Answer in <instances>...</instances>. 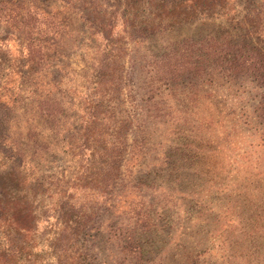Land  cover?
<instances>
[{
    "label": "trees",
    "instance_id": "1",
    "mask_svg": "<svg viewBox=\"0 0 264 264\" xmlns=\"http://www.w3.org/2000/svg\"><path fill=\"white\" fill-rule=\"evenodd\" d=\"M69 2L80 6L90 25L108 17L113 23L91 27L90 72L86 70L84 77L88 82L85 125L78 138L71 142L62 137L59 142L56 131L60 129L54 125L57 110L46 98H39L31 109L33 121L24 146L0 136V264H97L91 233L98 231L100 218L111 210L117 186L123 182V168L129 171L130 163L135 166L150 158L153 166L135 179L136 188L130 186L135 194L122 211L127 227H109L113 236H119V264H144L147 250L137 233H157L160 211L171 190L162 188L164 167L182 152L154 135L147 141L134 138L129 149V131L142 119L125 103L124 91L133 81L134 70H125L124 39L162 37L169 42L158 56L133 65L142 78L146 128L153 127L154 134L161 126L175 130L180 123L193 121L192 108L218 95L220 85H226L228 93L231 82L245 73L264 83V0ZM40 5L36 3L38 12L33 14L6 12L4 16L27 42L28 67L42 79L50 74L44 69L54 45L49 42L62 26L56 30L60 24ZM117 16L120 25L114 28ZM209 18L219 20L220 29L194 33L187 28ZM242 42H250V47ZM6 104L4 100L2 106ZM152 145L162 152L160 160L151 155L158 154L155 149L146 151ZM54 148L74 164L67 177L46 173L36 162L39 154ZM170 173L174 175L172 169ZM132 181L124 182V187Z\"/></svg>",
    "mask_w": 264,
    "mask_h": 264
},
{
    "label": "rangeland",
    "instance_id": "2",
    "mask_svg": "<svg viewBox=\"0 0 264 264\" xmlns=\"http://www.w3.org/2000/svg\"><path fill=\"white\" fill-rule=\"evenodd\" d=\"M37 2L51 11L55 23L60 24L56 30L62 26L57 37L49 42L54 45L45 58L48 67L44 69L50 74L42 79L28 67L27 42H23L18 28L4 16L6 12L12 15L38 12ZM71 3L69 0H0V136L6 135L19 146L25 142V133L33 121L31 109L39 98H46L57 110L54 125L60 129L56 131L59 142L63 141L62 137L73 142L84 129L83 102L88 95L84 77L91 63V48H87L93 42L91 27L99 23L101 28L109 27L113 18L90 25L84 20L80 6ZM218 21L199 19L187 28L190 32L206 33L219 28ZM114 23H117L114 28L120 25L118 16ZM163 41L162 37L124 39L125 70H134L133 81L124 91L125 103L142 119L141 125L136 122L129 131V149L134 138L147 141L154 135L158 141L173 144L182 152L173 161L169 159L164 167L162 188L171 190L160 211L157 233H137L136 238L147 250L143 263L264 264V83L245 73L231 82L228 93L226 85H220L218 95L193 107V121L182 122L175 130L161 126L154 134L153 127L146 128L144 122L143 83L133 63H145L152 55L158 56L163 45L169 44ZM41 43L44 42H38ZM241 45L250 47V42ZM4 100L7 106H2ZM26 111L29 117L24 115ZM196 115L200 117L196 119ZM154 149L158 154L151 155L160 160L162 152L157 146L152 145L146 151ZM37 157L40 170L46 173L67 177L74 168L69 156L56 148ZM149 162L150 158H146L135 166L130 163L129 171L126 166L123 168V182L117 186L111 210L100 218L98 231L91 233L97 264H119V236H113L109 227L127 225L122 211L135 194L131 190L132 186L136 188L135 179L153 166ZM132 179L124 187V182Z\"/></svg>",
    "mask_w": 264,
    "mask_h": 264
}]
</instances>
